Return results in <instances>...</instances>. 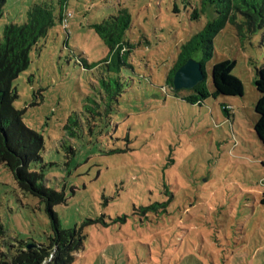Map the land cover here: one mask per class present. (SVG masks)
Wrapping results in <instances>:
<instances>
[{
    "label": "rangeland",
    "instance_id": "obj_1",
    "mask_svg": "<svg viewBox=\"0 0 264 264\" xmlns=\"http://www.w3.org/2000/svg\"><path fill=\"white\" fill-rule=\"evenodd\" d=\"M64 1L61 21V0H7L0 39L31 5L54 7L55 25L13 83L14 106L44 139L32 171L67 197L53 207L62 228L84 237L73 264H264V120L254 85L264 30L245 40L229 23L213 41L207 86L213 90L215 63L235 60L243 96L191 104L184 99L190 92L166 79L184 46L215 18L213 6ZM123 10L131 17V67L116 75L121 94L111 100L103 81L116 56L93 26ZM51 234L46 204L0 164V250L14 254L19 241L47 244Z\"/></svg>",
    "mask_w": 264,
    "mask_h": 264
},
{
    "label": "trees",
    "instance_id": "obj_2",
    "mask_svg": "<svg viewBox=\"0 0 264 264\" xmlns=\"http://www.w3.org/2000/svg\"><path fill=\"white\" fill-rule=\"evenodd\" d=\"M7 0H0V18L4 13ZM214 7L215 18L209 21L204 29L197 33L184 46L183 52L167 76V83L173 87V79L177 70L200 53L197 59L205 73V80L184 98L191 104L201 105L209 97L243 96V83L233 74L235 60H223L212 67L211 91L206 84V64L214 54L213 41L216 35L227 24L236 26L242 39H250L260 30H264V0H204ZM60 20L63 21V4L61 0ZM194 19L198 18L195 11ZM55 9L48 3H36L30 6L26 19L21 24H8L0 39V164H4L14 176L20 189L46 204L51 217L52 234L47 244H26L19 241L15 253L0 250V264H73L74 253L83 247V239L76 228L63 229L53 207L66 203L64 192L48 188L43 184V174L32 171L31 165L42 160L45 148L41 134L24 123V111L15 108L18 98L14 81L30 64V53L39 41L45 38L55 25ZM110 52L116 56L115 61H107L111 75L109 82L103 81L108 99H118L122 82L119 75L123 67L129 65L126 56L131 54L133 45L127 40V31L131 27L130 14L123 10L118 16H112L100 24L93 26ZM258 91L257 113L264 120V64L256 69L254 81ZM180 91V90H179ZM178 92V91H177ZM105 99V98H103ZM228 113V107L224 106ZM264 205V194L261 199Z\"/></svg>",
    "mask_w": 264,
    "mask_h": 264
},
{
    "label": "water",
    "instance_id": "obj_3",
    "mask_svg": "<svg viewBox=\"0 0 264 264\" xmlns=\"http://www.w3.org/2000/svg\"><path fill=\"white\" fill-rule=\"evenodd\" d=\"M205 80V73L201 63L190 58L175 73L173 87L175 91L191 90Z\"/></svg>",
    "mask_w": 264,
    "mask_h": 264
},
{
    "label": "built area",
    "instance_id": "obj_4",
    "mask_svg": "<svg viewBox=\"0 0 264 264\" xmlns=\"http://www.w3.org/2000/svg\"><path fill=\"white\" fill-rule=\"evenodd\" d=\"M71 14L69 13V16H70Z\"/></svg>",
    "mask_w": 264,
    "mask_h": 264
}]
</instances>
